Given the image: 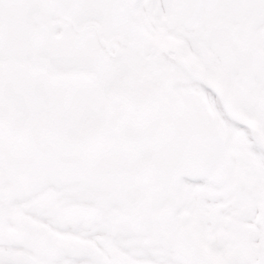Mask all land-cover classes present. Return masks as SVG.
<instances>
[{
  "label": "snow or ice",
  "instance_id": "snow-or-ice-1",
  "mask_svg": "<svg viewBox=\"0 0 264 264\" xmlns=\"http://www.w3.org/2000/svg\"><path fill=\"white\" fill-rule=\"evenodd\" d=\"M0 264H264V0H0Z\"/></svg>",
  "mask_w": 264,
  "mask_h": 264
}]
</instances>
